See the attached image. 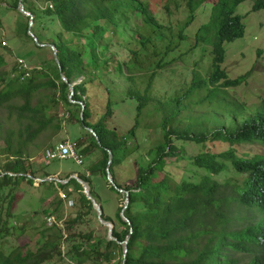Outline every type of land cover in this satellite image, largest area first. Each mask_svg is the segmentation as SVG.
Returning <instances> with one entry per match:
<instances>
[{
	"label": "trees",
	"instance_id": "16d2710c",
	"mask_svg": "<svg viewBox=\"0 0 264 264\" xmlns=\"http://www.w3.org/2000/svg\"><path fill=\"white\" fill-rule=\"evenodd\" d=\"M19 1L13 0V10L18 11ZM29 1L22 3L25 11L34 17V33L36 17L26 6L35 5ZM38 1L45 6L43 14L56 19L60 26L51 41L59 66L54 61L53 68L28 69L26 76L27 72L20 70L19 64L10 68L5 48L0 44V192L11 189L6 208L0 211V264H264V154L251 156L238 149L242 145H257L264 151V99L246 113L237 112L220 99L223 91L241 86L248 77L230 79L222 68L226 58L225 45L245 35L244 16L237 10L248 0H185L188 17L175 33L159 24L149 5L142 0ZM209 1L213 3L209 23L198 29L190 47L175 53L189 38L185 31L197 11ZM122 9L139 16L143 26H139L141 30L128 40L126 46L120 47L148 49L155 65L143 95L130 98L138 103L135 125L119 135L106 126L112 116L113 104L109 102L106 113L98 122L91 123L88 103L83 104L82 111V106L71 100L82 102L96 76L93 69L110 64L113 55L107 53L112 42L107 36L118 37L116 16ZM259 10H264V0L254 2L252 11ZM29 22L28 19L24 34L34 45L27 35ZM202 44L211 47L212 60L208 70L202 73L197 70L198 63L195 64L189 85L167 101L170 113H164L158 126V143L140 162L134 163L137 168L134 184L117 185L129 194V204L124 212L128 222L120 216L122 206L116 214L117 226L106 218L96 191L103 181L108 190L122 196L107 181L108 152L113 155L110 173L115 183L113 168L139 151L140 145L136 143L139 121L149 102L156 75ZM129 49V60L123 64L128 80L134 81L139 71L134 62L137 51ZM173 53V59L167 62V57ZM86 57L88 61H85ZM130 64L132 66L128 67ZM60 70L68 83L62 82ZM74 83L77 84L70 99L69 84ZM44 89L58 91L60 95L43 101L38 97ZM62 104L69 108L80 105L77 121L92 129L97 138L89 135L84 142L78 139L74 143L82 159L98 152V159L88 167L87 173L78 177L88 185L91 197L101 205L102 220L113 225V239H109L106 227L99 222L95 225L90 219L95 213L93 205L84 195L82 186L70 179L62 185L61 191L72 200L76 196L70 207L71 218L61 226H45L38 231L40 240L34 250L24 245L6 251L5 238L16 228L12 211L20 198L12 189L21 182H29L32 178L28 176L34 177L30 156L43 150L35 144L39 137L60 131L57 121ZM209 106L222 109L223 116L230 120L229 125L221 123L212 130L195 129L184 127L183 120H179L182 112L187 116L196 108ZM237 118H242L240 124ZM130 142L136 145L133 152ZM176 142L201 146L202 152L190 160L194 168L206 173L197 182L177 177L168 170L175 164L173 159L175 162L183 159ZM220 146L225 149L215 151ZM221 175H226L224 182L217 179ZM70 184H73L72 189L67 188ZM44 213L49 214V210ZM19 228L25 231L22 226Z\"/></svg>",
	"mask_w": 264,
	"mask_h": 264
},
{
	"label": "rangeland",
	"instance_id": "374dc122",
	"mask_svg": "<svg viewBox=\"0 0 264 264\" xmlns=\"http://www.w3.org/2000/svg\"><path fill=\"white\" fill-rule=\"evenodd\" d=\"M142 1L149 5L150 11L159 24L170 29V33H175L188 17L185 0ZM12 2L13 0H0V44L5 48L6 58L11 64L10 68L19 62H24L28 69L35 67L53 68L55 60L52 50L48 47H39L35 43L33 45L27 38L24 33L28 18L20 14L19 11L13 10ZM29 2L31 5H35L33 7L26 6V9L34 13L36 17L34 33L43 44L49 45L55 34L60 31L58 21L43 14L45 6L41 1L30 0ZM254 2L255 0H248L238 7V14L244 16L245 35L241 39L225 45L226 58L222 65L230 79L248 76L244 84L237 88L226 89L220 96L224 104L241 113H246L255 108L264 99V10L252 11ZM212 4L209 1L197 11L196 17L185 31L189 38L181 44L175 53L184 52L194 43L195 33L210 21ZM116 17L118 20V37H113L111 34L107 36V40L112 42L110 52L107 55L112 53L113 57L110 58V64L107 67L99 65L97 69H93L96 76L92 87L89 88V93L82 99L81 103L84 105L86 102L88 103V110L92 113L91 123L98 122L106 113L109 102L113 104L112 116L107 120L106 126L107 129L115 130L119 135H123L136 122L138 103L130 98L143 95L149 78L154 73L155 59L148 49L141 50L139 46L125 47L128 50L131 48L133 51H137V59L134 62L139 69L134 81L128 80L123 62L129 60L130 53L121 48L120 45L126 46L128 40L133 39L135 34L141 30L139 26H143V24H141L142 20L139 16L132 15V12L126 9L120 10ZM100 48L102 50L104 46ZM175 53L167 57V62L173 59ZM211 60V47L202 44L196 50L185 54L178 62L167 65L165 69L158 72L152 83L149 102L139 121L140 127L136 139V143L140 145L139 151L130 154L121 164L117 163L113 168L112 174L116 186L125 187L128 184H134L137 170L134 163L140 162L148 150L158 143L160 139L158 126L162 122L164 113L167 111L170 113L167 101L189 85L196 63H198L197 70L204 73V70H208L211 65ZM85 61H88V57ZM131 66L132 64L128 65V67ZM40 92L38 98L43 101L58 98L60 95L58 91L45 89ZM184 105L183 102L182 106ZM78 106L80 105L69 108L62 104L57 121V124H60V131L58 133H45L39 137L35 144L41 146L43 150L30 156V164L35 170L34 177L29 178L31 179L29 182H21L18 187L12 189L13 193L20 195V198H18V202L12 211L16 228L5 238L4 247L6 251L15 246L24 245H28L30 249L34 250L40 240L38 231L45 226L49 227V221H53L54 225L61 226L63 222L71 218L72 209H70L69 201H75L76 196L73 200L70 197L64 200L61 195L66 192L61 191L63 190L62 182L69 181L74 175H85L88 167L98 159V152L95 151L90 157L83 159V166L76 164L73 160L47 162L44 159V152L66 142L72 145L78 139L84 142L83 140H87L89 135L95 137L88 131V127L77 121ZM231 111L233 112V110ZM181 119L184 127L192 126L195 129L205 127L207 130L216 129L221 123L226 125L230 123L229 118L223 116V110L217 106L196 108L187 116L185 112H182L179 117V120ZM236 121L240 124L242 118H237ZM95 139L97 138L95 137ZM132 144L134 142H130V151L133 152L136 145ZM175 145L182 153L183 159L179 162L172 160L175 164H171L168 169L172 174L194 182L206 175L204 171L194 168L190 163L194 156L202 152L201 146L190 142H176ZM0 146H2V142H0ZM224 149V146H220L215 151ZM238 149L241 153L251 156L264 154V151L257 145H242ZM1 171L3 172V170ZM46 176L48 177L45 179ZM217 179L224 182L226 175H221ZM43 180H45L44 183H42ZM100 185L101 187L97 188L96 191L105 216L118 226L116 214L120 207H124V193H120L122 195L120 196L108 190L103 181L100 182ZM72 186L73 184H70L67 188L72 189ZM10 191V188H6L0 192V211L6 208L8 203L6 198ZM46 210H49V214L44 213ZM90 219L95 225L97 222L100 223L96 211L90 216ZM21 226L25 231L19 230Z\"/></svg>",
	"mask_w": 264,
	"mask_h": 264
},
{
	"label": "water",
	"instance_id": "95a60500",
	"mask_svg": "<svg viewBox=\"0 0 264 264\" xmlns=\"http://www.w3.org/2000/svg\"><path fill=\"white\" fill-rule=\"evenodd\" d=\"M23 0H20L19 1V4H18V11L20 14H22L23 16L27 17L29 19V27H28V31H27V35L33 40V42L38 45L39 47H48L52 50L53 52V55H54V60L56 62V64L59 66V60L57 58V52H56V48L54 45L52 44H49V45H45V44H40L38 42V39L37 37L35 36V34L32 32V27H33V20H34V17L31 13L25 11L24 9V6H23ZM60 78L62 80V82L64 83H68L67 82V79L66 77L63 75V73L61 72L60 70ZM77 83H74V84H69V90H70V99L71 97L74 95V86L76 85ZM72 103H75V104H80L82 106V111L84 110V105L81 103V102H74L71 100ZM88 131L90 133H92L93 135H95V133L93 132L92 129L90 128H87ZM109 154V160H108V164H107V169H106V173H107V181L119 192V193H124V197H125V200H124V207L120 213V216L121 218L123 219V221L125 222H128V220L126 219L125 215H124V212L125 210L127 209V206L129 204V194L124 192L122 189H119L117 188V186L114 184L113 182V179H112V176H111V173H110V167L112 165V162H113V155L112 153L109 151L108 152ZM29 178H31V176H28ZM72 179H76V181L82 186L83 188V193L84 195L87 197L88 200L91 201L92 205H93V208L94 210L98 213V219L100 221V223L103 225V226H106L108 228V237L109 239H113L112 238V231H113V225H111L110 223L108 222H104L102 220V211H101V206L99 204H97V202L91 197L90 193H89V189H88V186L83 182L81 181L77 175H74V177ZM66 182L68 181H63L62 183L65 184ZM129 238V237H128ZM124 258H125V255L127 253V241L124 243Z\"/></svg>",
	"mask_w": 264,
	"mask_h": 264
},
{
	"label": "built area",
	"instance_id": "2783aa9c",
	"mask_svg": "<svg viewBox=\"0 0 264 264\" xmlns=\"http://www.w3.org/2000/svg\"><path fill=\"white\" fill-rule=\"evenodd\" d=\"M18 64H19V69L25 70L27 72L26 76H28L29 75L28 67L24 64V62H19ZM44 159L47 162L48 161L73 160L76 162V164L80 166L83 164V159L76 151L74 145L68 142L58 145L54 147V149L47 150L44 154ZM61 196L64 200H67L66 194L62 193ZM69 206L70 207L73 206V201H69ZM48 225L49 227H52L54 225L53 221H49Z\"/></svg>",
	"mask_w": 264,
	"mask_h": 264
},
{
	"label": "clouds",
	"instance_id": "9594fccd",
	"mask_svg": "<svg viewBox=\"0 0 264 264\" xmlns=\"http://www.w3.org/2000/svg\"><path fill=\"white\" fill-rule=\"evenodd\" d=\"M84 162V161H83Z\"/></svg>",
	"mask_w": 264,
	"mask_h": 264
}]
</instances>
